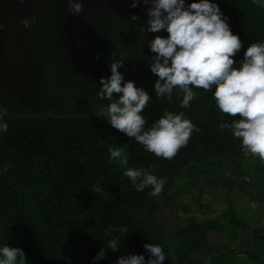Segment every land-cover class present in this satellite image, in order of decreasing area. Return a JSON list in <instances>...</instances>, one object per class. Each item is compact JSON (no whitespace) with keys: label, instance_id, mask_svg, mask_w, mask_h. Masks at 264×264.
<instances>
[{"label":"trees","instance_id":"16d2710c","mask_svg":"<svg viewBox=\"0 0 264 264\" xmlns=\"http://www.w3.org/2000/svg\"><path fill=\"white\" fill-rule=\"evenodd\" d=\"M214 2L241 40L242 47L233 57L241 60L247 46L264 41V8L251 0ZM195 91L191 107L184 109L179 104L182 94L174 92L169 102L156 98L152 89L142 112L145 128L164 110L183 111L199 127L171 160L147 152L134 139L112 128L103 116L16 117L5 113L8 129L0 133V244L22 248L30 264H93L92 258L101 248H105L107 258L96 264H116L125 253L144 254L147 260L145 243L162 247L166 255L163 264H209L207 257L221 263V259L236 255L263 263L264 229L251 228L234 213L228 225L217 219L188 218L175 233L176 245L162 223L161 202L174 203L177 198L171 192L191 164H197L198 169H187L190 177L184 173L181 183L200 175L203 167L215 174L225 170L233 175L226 181L229 188L236 172L245 168L254 169L259 188L261 179L264 181V164L255 157L256 164L247 168L250 160L241 151L240 140L218 126L233 117L219 112L211 91ZM115 147H123L127 164L120 159L109 162L108 149ZM150 165L157 177H167L156 197L149 195L150 188L137 191L123 175L125 167ZM110 225L129 228L122 237L120 252H112L103 243L119 235L108 231ZM229 236L240 242L214 241L220 237L229 240ZM199 254L203 257H192Z\"/></svg>","mask_w":264,"mask_h":264},{"label":"clouds","instance_id":"9594fccd","mask_svg":"<svg viewBox=\"0 0 264 264\" xmlns=\"http://www.w3.org/2000/svg\"><path fill=\"white\" fill-rule=\"evenodd\" d=\"M146 6L147 19L140 26L141 33H160L148 41L152 55L148 66L158 79L154 82L153 93L156 98H166L171 102L173 93L182 94L181 108L191 107L190 102L197 95L195 89L211 91L219 112L233 117L231 121L222 120L220 129H228L240 140L241 151L257 157L264 164V41L254 42L246 47L243 59L233 57L242 47L238 35L233 34L227 22L228 17L214 0H142ZM259 8H264V0H251ZM71 14L76 16L83 11L81 0H67ZM140 0H132L136 7ZM139 17L133 15L131 20ZM32 23L36 17L31 18ZM29 27V19L22 20ZM3 25H0L2 28ZM99 53L97 59H99ZM234 64L237 65L234 67ZM124 66L122 60H113L111 75L101 77L97 96L108 101L96 115L105 117L112 127L134 139L143 148L157 157L171 160L181 147L188 144L192 133L200 129L187 118L183 111L173 113L164 110L150 127L145 128L146 118L142 115L151 96L132 80H125L118 71ZM114 93L120 94L114 96ZM239 114V115H237ZM5 112L0 109V133L6 132L8 124ZM109 162L120 159L127 164L123 147L109 148ZM146 168L125 167L123 175L129 178L137 191L150 188L149 195L156 197L164 188L167 177H157ZM6 171V167L2 169ZM109 232L119 235L103 242L112 252H120L122 237L129 232L127 225L109 226ZM148 259L144 254L125 253L116 264H163L166 255L158 244L145 243ZM105 248L92 258L93 264L106 259ZM0 264H30L24 250L0 244Z\"/></svg>","mask_w":264,"mask_h":264},{"label":"water","instance_id":"95a60500","mask_svg":"<svg viewBox=\"0 0 264 264\" xmlns=\"http://www.w3.org/2000/svg\"><path fill=\"white\" fill-rule=\"evenodd\" d=\"M81 2L83 11L74 16L67 0H0V109L5 113L96 116L108 104L97 92L100 78L111 75L113 60L124 62L118 71L125 80L148 93L153 89L158 77L148 66V41L168 33L140 32L147 19L142 0L136 7L132 0ZM133 15L139 19L131 20ZM25 18L29 27L22 23Z\"/></svg>","mask_w":264,"mask_h":264},{"label":"rangeland","instance_id":"374dc122","mask_svg":"<svg viewBox=\"0 0 264 264\" xmlns=\"http://www.w3.org/2000/svg\"><path fill=\"white\" fill-rule=\"evenodd\" d=\"M248 157L250 161L246 166L247 168L256 164L255 157L251 154H248ZM194 165L197 164H191L187 169H198ZM185 171L171 192L177 198L174 203L165 204L161 202L162 215L160 217L167 228V233H170V239L174 245L177 244L176 231L187 224L188 218H195L199 221L217 219L228 225L234 213L237 219L243 220L251 228L264 229V181L261 179V188L255 185L257 179L254 169L247 170L245 168L242 172H236L232 178L233 185L230 188L227 186L228 182L226 185V181L229 176L232 177L233 175H228L225 170L215 174L213 169L203 167L199 169L198 174L200 175L197 177L194 175L188 181L181 183ZM185 176L190 177L188 172L185 173ZM217 234L212 235V237L217 236ZM221 239L229 244L240 242V240L236 241L235 237L230 236L229 240L220 237L214 241L218 243ZM224 241L222 242L224 243ZM224 244L219 245L226 249ZM192 257L200 258L203 256L199 254ZM205 261L209 264H258L251 261L247 256L237 255L230 256L229 259L223 258L220 260L221 263L216 262L212 257H207Z\"/></svg>","mask_w":264,"mask_h":264}]
</instances>
